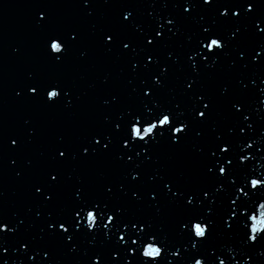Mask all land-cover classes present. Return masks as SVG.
Segmentation results:
<instances>
[{
	"label": "water",
	"instance_id": "obj_1",
	"mask_svg": "<svg viewBox=\"0 0 264 264\" xmlns=\"http://www.w3.org/2000/svg\"><path fill=\"white\" fill-rule=\"evenodd\" d=\"M248 3L254 9L245 14ZM229 5L241 15L221 17ZM41 11L44 20L39 19ZM127 12L132 16L125 21ZM168 19L176 24L168 25ZM157 25L163 26V39L154 35ZM205 27L227 42L223 52L207 61L202 56L208 53L199 46ZM260 29L264 0H0V223L9 229L0 232V264H141L143 258L127 248L137 247L131 239L143 240L149 233L166 248L160 264H194L197 258L205 264H219L220 259L264 264V239L246 240L244 224L250 222L240 217L231 229L224 223L235 186L264 178V53L252 60L264 47ZM106 35L113 40L107 42ZM149 35L156 41L151 46ZM53 37L65 43L59 61L48 48ZM195 52L200 55L189 60ZM165 67L168 72L161 75ZM54 81L62 96L50 103L46 92ZM37 85L35 94L28 91ZM204 104L209 108L199 117ZM129 109L152 118L170 110L174 126L183 121L188 129L180 143H173L166 131L158 143L130 142L131 148H124ZM93 137L101 141L99 147ZM108 138L112 142L105 150ZM225 142L231 149L227 154L218 151ZM84 147H89L88 155ZM226 155L233 160L229 176L235 186L218 174ZM241 155L250 158L240 164ZM135 173L139 178L133 180ZM165 183L172 191L179 189L175 197ZM46 194L52 199L46 200ZM189 197L192 206L186 203ZM244 200L255 210L264 203V189L251 190ZM93 201L106 204L108 212L120 209L117 222L108 229L101 225L96 233L77 232L71 242L66 240L71 225H66L67 234L58 223L48 227L71 221L75 211ZM201 215L213 224L208 238L193 248L190 228L182 223ZM257 217L264 215L258 212ZM137 221L145 225L143 233L140 224L131 226ZM121 235L127 245L119 242Z\"/></svg>",
	"mask_w": 264,
	"mask_h": 264
},
{
	"label": "snow or ice",
	"instance_id": "obj_2",
	"mask_svg": "<svg viewBox=\"0 0 264 264\" xmlns=\"http://www.w3.org/2000/svg\"><path fill=\"white\" fill-rule=\"evenodd\" d=\"M213 0H203L204 4H211ZM88 3V0H85V4ZM233 7L234 10L229 13L228 8ZM254 9V5L252 3H248L244 7V12L245 14L251 13ZM190 11V6H185L184 12H189ZM91 14V13H89ZM229 15L233 17H239L241 15L240 11L238 10L237 6H232L229 5L224 8L223 11L220 12L221 17H229ZM132 16L131 12L125 13L123 19L125 21L129 20L130 17ZM39 19L44 20L46 19V13L44 11H41L39 13ZM168 25H175L176 21L174 19H168L166 21ZM215 23V22H214ZM257 28L259 29V21H257ZM163 26L162 25H157V29L154 32L155 37H159L161 39L164 38V32L160 30ZM171 31V29H169ZM261 32H264V29H260ZM203 32L205 33V37L202 38L199 41V46L201 49L205 50L208 53V56H202V59L204 61H207L209 59V56H218L223 50L227 47V42L222 39L219 35L213 33V30L211 27H205L203 28ZM239 32V29L237 28L234 32L231 33L229 36V39H232L236 33ZM211 33V34H210ZM174 34V33H173ZM210 34V35H209ZM114 35V34H113ZM113 35H106L104 39L107 42H111L113 40ZM72 39H76V37L73 35L71 37ZM155 39L149 35L147 38V45L151 46L155 43ZM125 49L129 47V44L125 43L123 45ZM48 48L50 49L51 53L57 54L55 59L57 61L62 59V54L65 50V43L62 42V38L60 37H53L50 40V43L48 44ZM261 53H264V47H262L259 51L256 52V55L252 56V60H256ZM194 55H200L199 52H195L192 55H189V60L193 59ZM244 53L241 52L240 56L241 58L244 57ZM149 60L153 59L151 56L148 57ZM205 67H209L207 63L204 65ZM192 70L195 72L197 71V65L193 63L191 65ZM168 72V68H163L161 71V75H165ZM154 82L155 84L159 85L161 84V80L159 77H154ZM191 79V78H190ZM264 82V81H262ZM196 81L193 79L192 83L188 85L189 88L195 84ZM39 85L35 87H29L28 91L30 93L35 94L37 92V88ZM49 90L46 92V100L50 103H55L58 101L61 96V85L59 82H52L48 86ZM150 90L145 91V95H148ZM19 95V93H17ZM63 95L67 96L68 92L65 91L63 92ZM197 100H204V96H197ZM264 103V101H262ZM237 111L240 110V106L237 105ZM204 110L199 111L196 113L197 116L199 117H204L207 109L209 108V104H204L203 105ZM128 116L130 117L127 128H126V133L125 137L122 140V147L124 148H131V143L130 142H143V144H149V143H158L157 137H163L165 135V132H170L171 133V140L173 143H180L182 139L183 133H185L188 129V124L187 122H179L177 126H174L176 124V121L173 118V115L170 110H163L160 113H157L154 118L148 117V116H143L141 114H133L131 109L128 110L127 112ZM245 120L249 119V117L245 116ZM122 125L120 123H117L115 125V128L117 130L121 129ZM251 127V125H249ZM241 132L244 131L243 128L240 129ZM93 140L95 141V144L97 147L100 146L101 141L99 139H96L93 137ZM111 139L108 138V143L103 144V149L107 150L109 148V145L111 144ZM13 144H16V141H12ZM247 148H251L252 145L248 144L245 145ZM93 153L97 151V148H92L91 149ZM142 151H147V149L142 148ZM218 151L220 153H229L231 151L229 145L227 142H225L223 145L218 146ZM83 153L85 155H88L89 153V147H84L83 148ZM59 155L63 157L65 155L64 151H60ZM136 155H140V153H137ZM212 155L215 156L217 155L216 152H212ZM123 158V157H120ZM248 155H241L239 156V163L243 164L247 160H249ZM127 159L131 161L133 159L132 156H128ZM233 164L232 159H228L227 155L225 156V163H219L218 166V174L221 177H226L228 178L229 182L235 186L236 185V180L233 179L231 176H229L230 172V166ZM139 167V165H137ZM208 172H212V168H208ZM133 180H136L139 178V173L133 174ZM53 181L57 179V176L53 175L51 177ZM165 188L169 189V192H171V195L175 197L177 193L179 192V189L176 191H172L171 188H169L168 183H165ZM246 189H248L246 191ZM264 189V178H250L246 179L244 185L242 186H235V193L236 196L233 199H230L229 201V210L227 213V218L224 220L225 225L231 229L234 223L238 222L240 217L246 218V221L250 223H245L244 228L246 229L245 232V237L246 240L252 243H255L257 240L264 239V228H255L254 223L257 221V213L259 212L261 215H264V203H259L255 210H250L245 203L244 198L249 197L250 191L251 190H261ZM42 190L41 188H36V192L40 193ZM78 192L80 191L79 189L77 190ZM109 192H111V189H108ZM219 191V189L217 190ZM135 195V193H133ZM203 196L205 198H208L210 196V193L208 191L203 192ZM46 200H51L52 195L46 194L45 195ZM155 199V197H153ZM187 205L192 206L194 204V201L191 197L188 198L186 201ZM214 204L215 201H212ZM107 205L101 206L100 203L93 201L91 203L87 204V207L80 208L79 211H75L74 216L72 217V220H64L63 222L57 221L56 223H50L48 225L49 228H55L56 224L58 223L59 229L61 232L67 234L70 232V228L66 227V225H71V234L66 235V240L71 242L73 241L74 237L76 236L77 232L80 231H89L96 233L100 230L101 225H103L104 229H108L113 223L117 222L118 216L117 213H119L120 209H116V212H108L106 211ZM212 208L210 207L207 212L208 215L212 214ZM83 213V215H82ZM105 218L107 220V224L104 223ZM83 220L84 224H81L80 221ZM137 224H140V230L143 233L145 229V225L139 221L131 223V226L133 228L137 227ZM213 224V221L211 219H207L206 216L201 215L198 217H193L187 220L186 222L182 223V227L185 229L190 228V238H192V247L196 248L198 246V243L201 241H204L208 238V235L211 231V225ZM127 224L124 225L125 228H127ZM7 229L6 224L0 223V232H4ZM10 231H15V229H10ZM104 235L107 236L108 233L107 231L104 232ZM119 242L123 244H128V241L125 239L123 235L118 237ZM131 245H137L136 248L133 247H128L127 251L132 254V255H139L143 258L141 261V264H160V261L164 258V254L166 251V248L161 246V243L158 241V238L156 235L149 233L145 239L141 240L139 237L136 239H131L130 240ZM28 245L27 244H21V248L27 249ZM74 250V246L73 249ZM4 251H7L4 249ZM173 256H179V252H173ZM45 256H47V253H45ZM31 259V257H30ZM128 264H131V262H128ZM194 264H205V261L201 258H197L194 260ZM219 264H226V261L224 259L219 260Z\"/></svg>",
	"mask_w": 264,
	"mask_h": 264
},
{
	"label": "clouds",
	"instance_id": "obj_3",
	"mask_svg": "<svg viewBox=\"0 0 264 264\" xmlns=\"http://www.w3.org/2000/svg\"><path fill=\"white\" fill-rule=\"evenodd\" d=\"M255 228H264V217L258 218L254 223Z\"/></svg>",
	"mask_w": 264,
	"mask_h": 264
}]
</instances>
